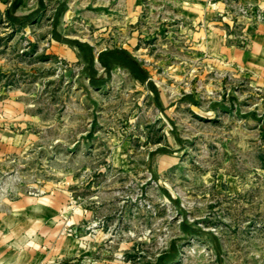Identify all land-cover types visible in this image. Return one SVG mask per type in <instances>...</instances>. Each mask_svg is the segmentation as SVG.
Segmentation results:
<instances>
[{
  "label": "rangeland",
  "instance_id": "374dc122",
  "mask_svg": "<svg viewBox=\"0 0 264 264\" xmlns=\"http://www.w3.org/2000/svg\"><path fill=\"white\" fill-rule=\"evenodd\" d=\"M154 2L134 23L120 0H26L21 27L0 11V249L264 264V75Z\"/></svg>",
  "mask_w": 264,
  "mask_h": 264
},
{
  "label": "crops",
  "instance_id": "0c3cea01",
  "mask_svg": "<svg viewBox=\"0 0 264 264\" xmlns=\"http://www.w3.org/2000/svg\"><path fill=\"white\" fill-rule=\"evenodd\" d=\"M25 1L6 0L0 2V11L7 16L12 24L18 27L24 26L28 21L27 15L21 13L20 8ZM154 1L120 0L119 4L132 12L131 15L134 14V18H131V22L134 23V21H138L139 11L143 7H154ZM16 2L18 3L17 6ZM177 4L182 22L186 23V27L189 24L194 26L193 34L196 38H207V42L214 45V55L226 60L231 66L234 65V67L254 72L260 76L264 75V22L258 17H253L252 14H249V16L242 14V8L246 7H252L257 12L258 10L264 11V0H178ZM161 6L169 8L171 2L163 0ZM8 12H10L11 18ZM12 17L15 20H12ZM241 22L244 24L247 38L246 46L237 45L241 42L238 37L240 35L233 31L234 25ZM19 205H21V202ZM15 232L17 234L21 233L19 227L16 228ZM34 235H36L34 240L37 241L36 229H34ZM1 244L5 248L0 249V264H34L31 259L37 253L35 250H28L23 245V241L17 245L14 244V246L7 245L4 240ZM28 251L31 253L29 254L30 260H27Z\"/></svg>",
  "mask_w": 264,
  "mask_h": 264
},
{
  "label": "trees",
  "instance_id": "16d2710c",
  "mask_svg": "<svg viewBox=\"0 0 264 264\" xmlns=\"http://www.w3.org/2000/svg\"><path fill=\"white\" fill-rule=\"evenodd\" d=\"M17 4L18 3L16 2V6H17ZM36 14H37V12H33L32 14H30L29 16H27V20H29L31 17H34ZM8 15L11 18L10 12H8ZM12 20H15V18L12 17ZM116 53H119L120 56H123V57L125 56V57L129 58L130 62H132V63L134 62V60H132V57H130V54H129V52L127 50H125V49L117 50ZM133 65H135L133 67H137L138 66L137 62H134ZM131 67H132V65H131Z\"/></svg>",
  "mask_w": 264,
  "mask_h": 264
},
{
  "label": "built area",
  "instance_id": "2783aa9c",
  "mask_svg": "<svg viewBox=\"0 0 264 264\" xmlns=\"http://www.w3.org/2000/svg\"><path fill=\"white\" fill-rule=\"evenodd\" d=\"M242 14L246 15V16H249V14H252L253 17H258L259 19H261L264 22V11H262V10L261 11L258 10V12H257L252 7H246V8H242Z\"/></svg>",
  "mask_w": 264,
  "mask_h": 264
}]
</instances>
